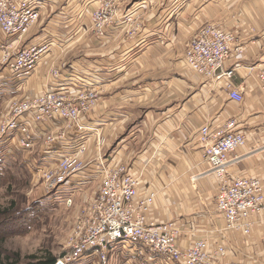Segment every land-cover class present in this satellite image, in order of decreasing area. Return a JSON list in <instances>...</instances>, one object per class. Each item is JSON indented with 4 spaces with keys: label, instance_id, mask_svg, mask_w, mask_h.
I'll return each mask as SVG.
<instances>
[{
    "label": "crops",
    "instance_id": "obj_1",
    "mask_svg": "<svg viewBox=\"0 0 264 264\" xmlns=\"http://www.w3.org/2000/svg\"><path fill=\"white\" fill-rule=\"evenodd\" d=\"M36 1L40 18L22 43L53 44L28 75L0 79V108L13 96L71 84L85 74L99 88L85 120L104 140L101 153L140 173V194L156 192L148 219L175 220L182 247L208 236L212 245L224 243L222 262L264 264V223L254 222L248 234L224 228L212 198L215 178L198 141L200 125L236 117L246 142L229 173L256 176L264 189V91L256 78L264 65V0H125L120 16L136 11V23H114L100 35L92 33L89 18L98 0ZM205 22L245 41L243 55L224 65H235L230 77L204 80L184 61L188 40ZM52 66L61 72L58 79L48 72ZM231 90L242 101L230 98ZM40 126H32L34 134L47 129ZM94 144L92 158L98 154ZM33 154L44 155L40 143ZM85 174L80 185L96 188L94 171Z\"/></svg>",
    "mask_w": 264,
    "mask_h": 264
},
{
    "label": "built area",
    "instance_id": "obj_2",
    "mask_svg": "<svg viewBox=\"0 0 264 264\" xmlns=\"http://www.w3.org/2000/svg\"><path fill=\"white\" fill-rule=\"evenodd\" d=\"M123 1L98 0L90 13L95 34H102L114 23L133 22L128 11L120 16ZM38 5L36 0H0V79L28 75L50 50L53 41L22 43L38 23ZM244 42L233 31L205 22L188 40L184 61L204 80L230 77L235 65L223 69L224 65L243 55ZM48 72L55 79L61 75L57 66ZM76 75L71 84L46 87L31 96H13L0 108V159L19 151L27 170L42 180L48 194L64 185L84 182L87 168L95 173L97 187L77 210L68 239L69 251L60 262L87 258L89 264H106L111 246L119 243L139 264H226L222 262L224 243L212 245L211 239L203 236L182 247L175 220L148 219L156 192L140 194V173L130 163L117 162L101 153L104 140L85 120L95 106L99 88L85 74ZM256 78L264 91V65ZM228 95L238 102L243 99L237 90ZM35 124L47 129H40L36 135L32 130ZM91 140L98 153L95 158L89 157ZM198 141L215 178L212 198L224 219V228L248 234L254 222L264 223V189L256 176L229 173L246 142L245 133L237 128V118L230 117L220 125H200ZM38 143L43 156L33 154ZM67 201L71 202L70 197ZM124 264L131 261L127 259Z\"/></svg>",
    "mask_w": 264,
    "mask_h": 264
},
{
    "label": "rangeland",
    "instance_id": "obj_3",
    "mask_svg": "<svg viewBox=\"0 0 264 264\" xmlns=\"http://www.w3.org/2000/svg\"><path fill=\"white\" fill-rule=\"evenodd\" d=\"M138 1L142 3L145 0ZM129 13L135 19L132 23H136L137 12ZM7 156L0 159L2 167L8 172L0 178V244L10 254H18L20 263L35 262L47 256L55 257L59 262L69 251L68 239L77 210L95 185H64L48 194L49 190L45 189L42 180L25 167L24 155L16 150L13 156ZM69 197L71 202L68 204ZM35 202L41 204L38 214L28 213L27 208ZM127 259L131 264L136 263L117 243L111 246L106 264H124ZM67 264L89 262L87 258H81Z\"/></svg>",
    "mask_w": 264,
    "mask_h": 264
},
{
    "label": "trees",
    "instance_id": "obj_4",
    "mask_svg": "<svg viewBox=\"0 0 264 264\" xmlns=\"http://www.w3.org/2000/svg\"><path fill=\"white\" fill-rule=\"evenodd\" d=\"M7 174H8L7 170H4L0 162V178L5 177ZM40 207H41L40 202H35L27 208L28 213L38 214ZM55 262H56L55 257L47 256L35 262L20 263L18 254H14V253L10 254L0 244V264H55Z\"/></svg>",
    "mask_w": 264,
    "mask_h": 264
},
{
    "label": "water",
    "instance_id": "obj_5",
    "mask_svg": "<svg viewBox=\"0 0 264 264\" xmlns=\"http://www.w3.org/2000/svg\"><path fill=\"white\" fill-rule=\"evenodd\" d=\"M56 264H63V263L59 261V262H57Z\"/></svg>",
    "mask_w": 264,
    "mask_h": 264
}]
</instances>
